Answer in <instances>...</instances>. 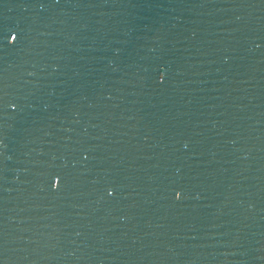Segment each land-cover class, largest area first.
Segmentation results:
<instances>
[{"label": "water", "instance_id": "95a60500", "mask_svg": "<svg viewBox=\"0 0 264 264\" xmlns=\"http://www.w3.org/2000/svg\"><path fill=\"white\" fill-rule=\"evenodd\" d=\"M0 264H264V0H0Z\"/></svg>", "mask_w": 264, "mask_h": 264}]
</instances>
